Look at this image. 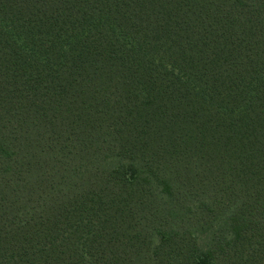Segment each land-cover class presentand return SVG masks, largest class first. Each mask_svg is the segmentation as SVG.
Segmentation results:
<instances>
[{
	"label": "trees",
	"instance_id": "1",
	"mask_svg": "<svg viewBox=\"0 0 264 264\" xmlns=\"http://www.w3.org/2000/svg\"><path fill=\"white\" fill-rule=\"evenodd\" d=\"M0 264H264V0H0Z\"/></svg>",
	"mask_w": 264,
	"mask_h": 264
},
{
	"label": "rangeland",
	"instance_id": "2",
	"mask_svg": "<svg viewBox=\"0 0 264 264\" xmlns=\"http://www.w3.org/2000/svg\"><path fill=\"white\" fill-rule=\"evenodd\" d=\"M208 235H209V233L202 234V235L200 234L199 237H200L203 245H206V242H207V239H208Z\"/></svg>",
	"mask_w": 264,
	"mask_h": 264
}]
</instances>
